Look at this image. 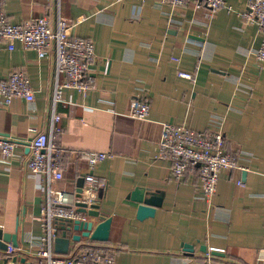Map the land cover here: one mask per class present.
I'll return each instance as SVG.
<instances>
[{
	"label": "crops",
	"instance_id": "1",
	"mask_svg": "<svg viewBox=\"0 0 264 264\" xmlns=\"http://www.w3.org/2000/svg\"><path fill=\"white\" fill-rule=\"evenodd\" d=\"M54 1L73 21V34L92 39L96 53L91 86L64 88L56 106L64 177L55 186L76 191L90 170L75 151L110 154L93 170L108 182L98 201L112 216L110 238L83 237L69 251L101 242L115 252L116 264H215L211 250L224 252L212 255L216 264H264V69L255 56L264 31L242 15L247 0H228L217 10L191 0L179 7L162 0ZM5 9L14 24L53 14L48 0H5ZM15 68L28 71L35 98L15 97L8 105L0 94V135L18 139L13 155L0 153V228L17 232L22 247L0 248V264H34L47 193L30 173L28 142L48 126L54 57L40 59L21 41L9 49L0 40V81ZM138 98L151 104L147 119L131 114ZM165 121L222 131L226 151L243 166L221 171L216 192L206 196L196 168L177 178L172 162L160 156ZM138 185L165 192L163 205L143 220L129 198Z\"/></svg>",
	"mask_w": 264,
	"mask_h": 264
},
{
	"label": "built area",
	"instance_id": "2",
	"mask_svg": "<svg viewBox=\"0 0 264 264\" xmlns=\"http://www.w3.org/2000/svg\"><path fill=\"white\" fill-rule=\"evenodd\" d=\"M48 1L52 16L39 17L26 24H14L8 18L5 0H0V40H5L9 49L15 48L16 41H21L25 48L34 50L40 59L51 53L54 57L55 76L48 126L38 131L28 142L31 148L28 163L30 173L38 178L47 193L39 216L43 221L44 233L41 235V247L36 252L34 264H116L115 252L101 242L83 243L64 255L55 253L54 239L58 235L57 222L60 219H88L87 214L76 210V203L86 202L87 207L91 208V205L98 201V189L106 187L108 182L98 177L93 170L110 154L99 150L75 151V154L84 158L90 166V170L84 175L85 183L80 197H77L76 191L55 186L64 177L62 162L64 149L58 142V136L63 131V127L59 124L61 113L57 111L56 106L62 99L64 88L72 87L82 90L91 86L94 77L90 68L94 64L96 53L92 39L74 35L73 21L60 13L58 7L54 5V0ZM162 1L179 7L186 5L189 0ZM191 2L197 7L205 3L213 10H217L226 6L228 0H191ZM242 15L258 23L264 31V0H247V6ZM255 56L264 69V40ZM175 60L180 61L179 57ZM62 74L64 79L60 80ZM179 75L191 78L193 73L179 70ZM0 94L3 97V103L8 105L15 97L33 100L35 89L28 71L24 68L12 69L0 81ZM150 112L149 102L141 98L134 101L131 112L133 117L147 119ZM17 140L14 137L0 135V153L7 157L13 155ZM225 145L226 136L222 131H202L186 124L167 121L162 123L160 156L172 162V171L177 178L196 168L202 180V192L208 197L216 192L221 171L243 166L238 157L226 151ZM8 249L13 252L16 247L10 245ZM212 255V250L208 251V258Z\"/></svg>",
	"mask_w": 264,
	"mask_h": 264
},
{
	"label": "water",
	"instance_id": "3",
	"mask_svg": "<svg viewBox=\"0 0 264 264\" xmlns=\"http://www.w3.org/2000/svg\"><path fill=\"white\" fill-rule=\"evenodd\" d=\"M85 183V176H81L77 181L76 195L80 197ZM129 198L138 202L137 218L143 220L147 217L153 216L156 213L158 207H161L164 202L165 192L161 189L153 190L144 186H136ZM77 211L85 213L89 217L88 219H60L57 224L61 227L62 234H58L54 239L55 251L67 254L70 250V244L72 241H80L83 237H88L92 241H108L110 238L112 216H108L101 210V204L99 201L91 205V208L87 207L86 202L78 201ZM93 216L98 219L96 223L90 217ZM74 232L70 234L69 232ZM10 243L14 247H19L18 233L5 232L0 228V248L7 250ZM184 250L186 252H193L194 247L191 243H183ZM203 250H206V246H202ZM214 255H224V252L218 250H212Z\"/></svg>",
	"mask_w": 264,
	"mask_h": 264
},
{
	"label": "trees",
	"instance_id": "4",
	"mask_svg": "<svg viewBox=\"0 0 264 264\" xmlns=\"http://www.w3.org/2000/svg\"><path fill=\"white\" fill-rule=\"evenodd\" d=\"M211 259H212V261H211L212 263H215V264L219 263V261L217 260L218 258H215L214 256H212ZM227 264H236V263L233 261L230 263V261H229V263H227Z\"/></svg>",
	"mask_w": 264,
	"mask_h": 264
}]
</instances>
